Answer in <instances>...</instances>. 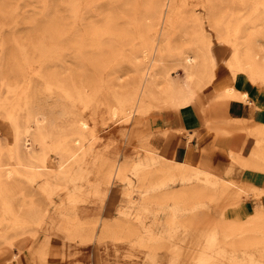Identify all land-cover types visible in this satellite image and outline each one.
I'll list each match as a JSON object with an SVG mask.
<instances>
[{"label":"rangeland","instance_id":"374dc122","mask_svg":"<svg viewBox=\"0 0 264 264\" xmlns=\"http://www.w3.org/2000/svg\"><path fill=\"white\" fill-rule=\"evenodd\" d=\"M261 57L264 0H0V264H264Z\"/></svg>","mask_w":264,"mask_h":264},{"label":"crops","instance_id":"0c3cea01","mask_svg":"<svg viewBox=\"0 0 264 264\" xmlns=\"http://www.w3.org/2000/svg\"><path fill=\"white\" fill-rule=\"evenodd\" d=\"M227 88V87H226ZM225 88V89H226ZM230 88V87H229ZM228 95H231L235 90L233 88H230V90H225ZM242 96L240 98H244L243 100H247L246 102H249V100L245 97H249L248 92L242 91ZM245 96V97H243ZM251 104H240V103H229L226 104V115L227 117H239V118H250L252 117V108L250 107ZM178 129H182V131H178ZM200 131V133H203V131L200 129V121L197 116L196 111L193 109V107H189V109L185 112L182 111H174L170 110L167 115L166 119V127H165V133L162 134V136L159 138L158 145L159 147H163L170 152H172V162H176L178 165L184 166L185 168H189V163H187L185 160L187 159V153L190 146L195 145V138L191 137L188 140L189 134H196V132ZM244 135L242 133H236L234 134L229 140H228V146L229 147H236L240 148L243 143ZM251 137L246 138V140L243 143L242 152L250 145L251 143ZM175 159V160H174Z\"/></svg>","mask_w":264,"mask_h":264},{"label":"bare ground","instance_id":"6f19581e","mask_svg":"<svg viewBox=\"0 0 264 264\" xmlns=\"http://www.w3.org/2000/svg\"><path fill=\"white\" fill-rule=\"evenodd\" d=\"M158 12H160V4H159V2H156L155 4H153V5L150 6L149 16H147L148 21L153 22V19H155V16L158 14ZM161 14H162V12H161ZM257 42H258V38L257 39L256 38H254V39L251 38V40L249 42V47L250 48H247V49L244 48V51H242L240 53V55H241L240 58H242V63H243V65H244L245 68H248L249 66L251 67L253 64H255L256 59H257V56H258L257 54H260V53H257L256 50H255V49H258V47H259L258 44H257ZM197 57H198V54L197 53H194V54L190 53V54H188V55L185 56V61H186V63H188V65H190V67H192L196 63ZM259 58H260V55H259ZM138 59H141V61H143V62H147V63L150 62V59L148 57L147 51H143L141 58L138 57ZM260 60H262V62L264 61V59L262 57H261ZM259 62H261V61H259ZM195 76H196V72H190L189 75H188V79L189 80L188 79L187 80L190 81V82H193ZM225 90L228 91V90H230V88L227 87ZM115 113H116L115 108H112L111 109V115H112V117L115 116ZM81 124L83 125V127H85V124L84 123H81ZM4 175L6 176V178H9L11 176V171L10 170H5V174Z\"/></svg>","mask_w":264,"mask_h":264}]
</instances>
